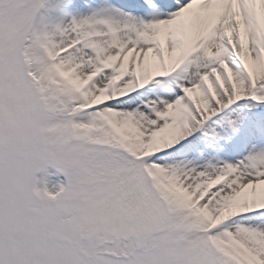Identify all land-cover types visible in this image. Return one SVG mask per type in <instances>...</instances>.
I'll use <instances>...</instances> for the list:
<instances>
[{"label": "snow or ice", "instance_id": "6c2138e0", "mask_svg": "<svg viewBox=\"0 0 264 264\" xmlns=\"http://www.w3.org/2000/svg\"><path fill=\"white\" fill-rule=\"evenodd\" d=\"M0 264H264V0H0Z\"/></svg>", "mask_w": 264, "mask_h": 264}, {"label": "rangeland", "instance_id": "374dc122", "mask_svg": "<svg viewBox=\"0 0 264 264\" xmlns=\"http://www.w3.org/2000/svg\"><path fill=\"white\" fill-rule=\"evenodd\" d=\"M50 173H54L55 169H49ZM39 175V174H38ZM66 178L63 175L53 176L51 177L52 184H58L61 182H65Z\"/></svg>", "mask_w": 264, "mask_h": 264}]
</instances>
